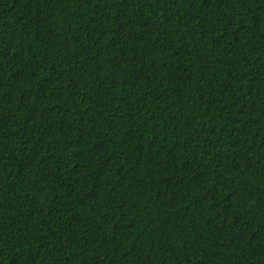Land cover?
I'll return each instance as SVG.
<instances>
[{
  "label": "trees",
  "instance_id": "16d2710c",
  "mask_svg": "<svg viewBox=\"0 0 264 264\" xmlns=\"http://www.w3.org/2000/svg\"><path fill=\"white\" fill-rule=\"evenodd\" d=\"M0 264H264V0H0Z\"/></svg>",
  "mask_w": 264,
  "mask_h": 264
}]
</instances>
